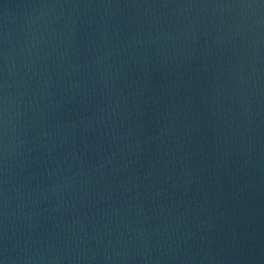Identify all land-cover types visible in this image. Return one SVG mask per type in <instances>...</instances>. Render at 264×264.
Wrapping results in <instances>:
<instances>
[{
	"label": "water",
	"instance_id": "obj_1",
	"mask_svg": "<svg viewBox=\"0 0 264 264\" xmlns=\"http://www.w3.org/2000/svg\"><path fill=\"white\" fill-rule=\"evenodd\" d=\"M0 264H264V0H0Z\"/></svg>",
	"mask_w": 264,
	"mask_h": 264
}]
</instances>
